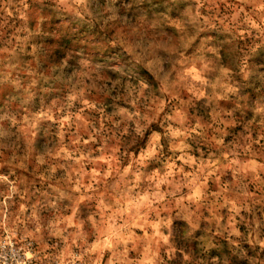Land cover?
Here are the masks:
<instances>
[{"label":"rangeland","instance_id":"rangeland-1","mask_svg":"<svg viewBox=\"0 0 264 264\" xmlns=\"http://www.w3.org/2000/svg\"><path fill=\"white\" fill-rule=\"evenodd\" d=\"M198 11L0 0V246L30 264H264V0Z\"/></svg>","mask_w":264,"mask_h":264},{"label":"clouds","instance_id":"clouds-1","mask_svg":"<svg viewBox=\"0 0 264 264\" xmlns=\"http://www.w3.org/2000/svg\"><path fill=\"white\" fill-rule=\"evenodd\" d=\"M61 2H64V0H61ZM76 2H78V0H73V3H76ZM242 2H246V0H242ZM195 4L197 5V13H196V15L198 16L199 15L198 9L200 7L204 6V0H195ZM121 111L123 112L124 110L122 109ZM173 135H179V133L174 132ZM154 139L158 140L159 136L155 135ZM153 152H154V149L152 151L148 152L147 154H142L141 157H140V162L143 163V161L145 159V156L146 155L150 156V155H152ZM179 159L180 160H184L185 163H195L194 159H192L191 157H189L188 159H185L184 156H180ZM167 167L169 169V172H168L167 175H172L171 170L175 167L174 163L168 164ZM6 180H7V177L0 176V181H6ZM165 181H166V178L161 180V183H164ZM157 187H159V185H157ZM15 192H16V188L12 187L11 188V193H15ZM198 195H199V190L197 189L195 192H193L192 196L188 197V199L196 198ZM10 198H11L10 195L8 197H6L5 198V203ZM142 199H146V197H143ZM69 226H71L70 222H69ZM133 226L134 227H139L140 225L134 224ZM93 227H95L94 223H93ZM125 227H127V225H125ZM153 227L158 229L159 228V224H154ZM76 228L79 229L80 225H76ZM64 231L66 232V231H68V229L65 228ZM52 235H62V234L61 233H52ZM102 235H104V234L102 233ZM157 235H159V232H157ZM114 236H115L114 233H110L109 232V234L105 235V238L103 240H101L98 245H91V246H87L86 248H83L81 251L83 252L84 255L83 256L82 255L74 256L73 257V261L83 260L84 256L88 255V253L95 252L98 248L101 251H103V250H111L113 248V238H114ZM120 242H121V237L116 236L115 237V243L118 244ZM73 243H75V240H73Z\"/></svg>","mask_w":264,"mask_h":264},{"label":"built area","instance_id":"built-area-1","mask_svg":"<svg viewBox=\"0 0 264 264\" xmlns=\"http://www.w3.org/2000/svg\"><path fill=\"white\" fill-rule=\"evenodd\" d=\"M0 264H30L26 253L16 249L11 242L0 246Z\"/></svg>","mask_w":264,"mask_h":264}]
</instances>
